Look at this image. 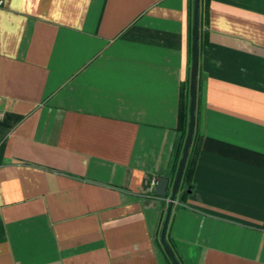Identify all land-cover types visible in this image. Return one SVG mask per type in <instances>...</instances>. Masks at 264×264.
Here are the masks:
<instances>
[{
  "label": "crops",
  "instance_id": "obj_1",
  "mask_svg": "<svg viewBox=\"0 0 264 264\" xmlns=\"http://www.w3.org/2000/svg\"><path fill=\"white\" fill-rule=\"evenodd\" d=\"M202 4L200 141L166 237L180 264H264V0ZM192 14L193 0L3 1L0 264H171L159 231Z\"/></svg>",
  "mask_w": 264,
  "mask_h": 264
},
{
  "label": "water",
  "instance_id": "obj_2",
  "mask_svg": "<svg viewBox=\"0 0 264 264\" xmlns=\"http://www.w3.org/2000/svg\"><path fill=\"white\" fill-rule=\"evenodd\" d=\"M198 33H199V0H193L192 14V58H191V80L189 93V111H188V126L184 145L179 157L177 170L169 191L168 202L162 219L159 242L169 258L171 264H180L172 248L169 245L166 234L169 225V220L176 202L179 191L183 170L186 164L190 145L193 138L195 128V106H196V87H197V71H198ZM155 186L153 193L158 197H164L168 193L169 178L164 176L155 177Z\"/></svg>",
  "mask_w": 264,
  "mask_h": 264
},
{
  "label": "trees",
  "instance_id": "obj_3",
  "mask_svg": "<svg viewBox=\"0 0 264 264\" xmlns=\"http://www.w3.org/2000/svg\"><path fill=\"white\" fill-rule=\"evenodd\" d=\"M201 4H202V0H199V20L201 19ZM188 97L186 98V100L182 101L181 104V112H180V122H179V127L181 128L182 131V142H181V150L183 148L184 145V141L186 138V134H187V126H188V111H189V104H188ZM199 141H200V135L198 132V128L196 126L195 123V128H194V133H193V138H192V142L190 145V149H189V153L187 156V160H186V164L183 170V174H182V178H181V183H180V187L179 190L181 191V195L183 194V188L184 185L186 183H189L190 177H191V172L193 169V163H194V159L198 150V146H199ZM181 154V153H178ZM179 157L177 158V161L179 162ZM178 166V165H177ZM177 170V169H176ZM176 173V172H175ZM166 255V253H165ZM167 257V255H166ZM167 259L169 260V258L167 257ZM170 262V260H169Z\"/></svg>",
  "mask_w": 264,
  "mask_h": 264
},
{
  "label": "built area",
  "instance_id": "obj_4",
  "mask_svg": "<svg viewBox=\"0 0 264 264\" xmlns=\"http://www.w3.org/2000/svg\"><path fill=\"white\" fill-rule=\"evenodd\" d=\"M3 1L4 0H0V6L3 4ZM0 119H2V113H1V111H0Z\"/></svg>",
  "mask_w": 264,
  "mask_h": 264
},
{
  "label": "rangeland",
  "instance_id": "obj_5",
  "mask_svg": "<svg viewBox=\"0 0 264 264\" xmlns=\"http://www.w3.org/2000/svg\"><path fill=\"white\" fill-rule=\"evenodd\" d=\"M202 11H203V4H202ZM204 20V17H203V12H202V14H201V21H203Z\"/></svg>",
  "mask_w": 264,
  "mask_h": 264
}]
</instances>
